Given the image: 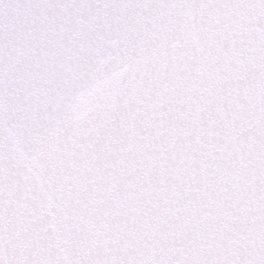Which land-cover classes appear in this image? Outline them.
I'll use <instances>...</instances> for the list:
<instances>
[{
    "label": "snow or ice",
    "instance_id": "6c2138e0",
    "mask_svg": "<svg viewBox=\"0 0 264 264\" xmlns=\"http://www.w3.org/2000/svg\"><path fill=\"white\" fill-rule=\"evenodd\" d=\"M0 264H264V0H0Z\"/></svg>",
    "mask_w": 264,
    "mask_h": 264
}]
</instances>
